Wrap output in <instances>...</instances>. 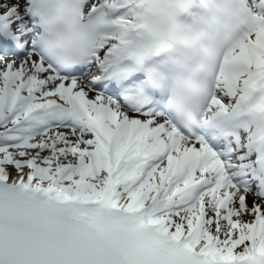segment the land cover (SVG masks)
Segmentation results:
<instances>
[{
    "label": "snow or ice",
    "instance_id": "obj_1",
    "mask_svg": "<svg viewBox=\"0 0 264 264\" xmlns=\"http://www.w3.org/2000/svg\"><path fill=\"white\" fill-rule=\"evenodd\" d=\"M0 0V264H264V0Z\"/></svg>",
    "mask_w": 264,
    "mask_h": 264
}]
</instances>
